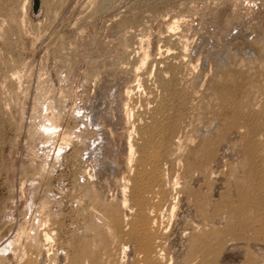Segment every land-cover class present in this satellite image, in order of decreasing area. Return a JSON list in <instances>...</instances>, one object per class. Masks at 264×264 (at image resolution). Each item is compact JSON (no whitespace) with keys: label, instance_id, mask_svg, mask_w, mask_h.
<instances>
[{"label":"rangeland","instance_id":"1","mask_svg":"<svg viewBox=\"0 0 264 264\" xmlns=\"http://www.w3.org/2000/svg\"><path fill=\"white\" fill-rule=\"evenodd\" d=\"M33 7V0H0V264H127L122 250L133 242L114 227L106 205L122 204V176L131 172L125 154L133 127L112 126L106 113L114 105L111 97L94 104L84 98L96 93L101 79L115 80L117 64L128 68V84H137L146 65L136 69V57H141L136 52L149 40L151 56L184 49L186 38L190 53L195 48L197 53L213 51L237 40L233 32L264 22V0H41L38 11ZM91 60L99 63L91 66ZM123 89L124 84L119 86L121 104L131 102L133 111L144 114L138 124L150 122L155 102L150 108L140 106L150 94L136 88L139 93L135 89L126 99ZM131 135L137 139L134 130ZM112 136L122 154L109 153ZM97 162L102 163L99 174L88 178L87 167ZM213 182L199 186L203 200L213 202L220 191L229 201L234 199L231 180ZM193 199L177 204L169 221L166 230L173 249L168 264H264V236L254 220L250 226L232 227L225 217L223 226L215 225L223 227L224 235L208 239L215 246L221 237L226 240L206 257L181 238L189 231H176L179 222L191 219L184 210L194 211ZM44 226L53 229L49 242L42 234Z\"/></svg>","mask_w":264,"mask_h":264},{"label":"bare ground","instance_id":"2","mask_svg":"<svg viewBox=\"0 0 264 264\" xmlns=\"http://www.w3.org/2000/svg\"><path fill=\"white\" fill-rule=\"evenodd\" d=\"M163 22L168 23L164 20ZM247 26L249 27V24ZM250 26V29L238 27L239 30L232 33L233 38L237 40H231L222 47L214 46L215 49L212 51L211 48L210 52L197 53V48L192 49L191 53L187 52L190 44L189 39L185 37L184 49L175 50L172 55L151 56L152 47L149 40L146 48L140 45L141 53L136 52L141 56L136 57L137 61L140 59V66L136 69L146 65L143 73H140L141 76L137 78V84H128L126 80V75L129 74L128 68L117 64L115 80H110V77L107 80L101 79L96 93L89 92L84 98L90 104H94L111 97L114 105L106 113L110 117L112 126L118 128L123 125L126 129L133 127L129 130L130 142L127 148L128 154L127 152L125 154L129 155L128 160L131 165L128 164L131 166V172L122 173L124 184H122L124 186L121 195L122 204L119 207L110 203L106 205L114 227L123 230L125 235H128L129 241L133 242L130 246H124L122 250V256L129 260L127 264H168L166 258L173 249V243L169 240L166 229L171 224L169 221L172 216L177 213L176 205L180 202L184 204L186 199L190 202L191 198L195 200L194 211L183 209L191 219L187 218L181 224L179 222L176 233L188 230V234L183 232L179 236L189 241L188 243H193V247L202 251L200 254H204L205 257L210 252H215L217 248L220 249L219 247L226 240L221 237L218 246H215L209 243L208 239L211 235L224 233L222 227L224 224L221 223L225 217L229 218L228 222L232 227H246L250 226L253 220L257 221L263 238L264 22H252ZM170 49L168 47L165 52L169 53ZM116 51L119 55L123 53L120 48ZM95 64V60H91V66ZM131 72L133 71L130 70ZM134 81L130 80V82ZM123 84L125 85L123 95L126 99L131 97L136 88H140V92L143 88L147 94H150L144 96L140 105L144 107L155 102L156 106L152 111L150 122L144 121L143 125L138 124L140 120H144V114L141 111H133L131 102L121 104L122 92H119V86ZM132 116L135 117L131 121ZM133 130L137 132V139H133L131 135ZM109 142L107 148L110 149V154L123 153L122 146L116 145L117 141L113 136ZM136 151L137 156L135 155L134 159ZM101 167V162L92 163V167H87L88 178L92 179L99 174ZM224 179L231 180L234 184L235 190L231 191L233 200L229 201L226 194L224 192L221 194V191L216 198L215 194L219 189H216V193L213 191L215 193L213 202L202 199L199 187L201 184H208L211 181L217 185L224 184ZM88 183L94 184L90 181ZM211 187H214V184ZM110 196L112 197L113 194ZM116 196L115 192L113 198ZM207 197L209 200L213 198L208 195ZM166 214L168 216L165 221L163 216ZM215 225L222 226L215 227ZM43 231L45 241L49 242L53 239L52 228L45 227ZM261 242L263 243V240ZM111 250L110 253L105 251L110 257ZM220 258L215 260L220 261ZM108 260L110 262V259ZM97 262L96 260L94 264H98Z\"/></svg>","mask_w":264,"mask_h":264},{"label":"water","instance_id":"3","mask_svg":"<svg viewBox=\"0 0 264 264\" xmlns=\"http://www.w3.org/2000/svg\"><path fill=\"white\" fill-rule=\"evenodd\" d=\"M33 1H34V7H33V9L36 12V11H38V9H39V7L41 5V0H33Z\"/></svg>","mask_w":264,"mask_h":264}]
</instances>
